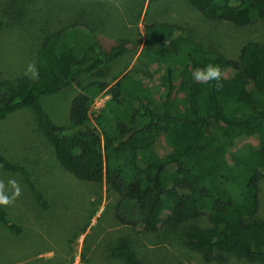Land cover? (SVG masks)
Masks as SVG:
<instances>
[{
	"label": "trees",
	"instance_id": "obj_1",
	"mask_svg": "<svg viewBox=\"0 0 264 264\" xmlns=\"http://www.w3.org/2000/svg\"><path fill=\"white\" fill-rule=\"evenodd\" d=\"M187 1L208 20L264 18V0ZM142 41L139 74L128 71L109 82L111 65L130 50L127 38L104 39L92 25L77 23L48 32L36 50L35 78L0 77V120L33 111L55 170L88 183L105 182L120 199L132 202L134 223L144 230L181 229L182 243L206 263L234 258L264 264V219L259 217L264 35L243 43L230 58L183 24L149 19ZM206 64L221 68L219 82L195 79ZM73 86L80 90L70 101L69 123L56 124L40 99ZM178 88L186 90L182 109L174 103ZM105 89L108 103L92 113L95 96ZM250 137H256L257 146H243ZM161 139L170 151L156 150ZM0 170L16 175L38 207H50L31 169L10 160L1 145ZM236 180H242L239 187ZM9 207L0 202V223L19 233L21 228L8 222ZM119 211L116 216L124 221ZM110 254L126 264H144L125 235Z\"/></svg>",
	"mask_w": 264,
	"mask_h": 264
},
{
	"label": "rangeland",
	"instance_id": "obj_2",
	"mask_svg": "<svg viewBox=\"0 0 264 264\" xmlns=\"http://www.w3.org/2000/svg\"><path fill=\"white\" fill-rule=\"evenodd\" d=\"M149 19L183 24L230 58L237 56L243 43L259 41L264 35V18L249 23L242 16L237 22L208 20L187 0H0V77L32 74L28 67L34 66L41 38L69 23L92 25L104 39L129 40L128 53L111 65L109 82L128 71L139 74L143 25ZM79 88L40 99L56 124L69 123L70 101ZM149 94L144 97L148 102ZM109 99L107 89L98 93L91 112ZM174 103L178 109L186 107L185 89L176 90ZM256 141V137L246 138L243 146H257ZM0 145L10 160L31 169L50 204L48 209L38 207L16 175L0 170V199L10 205L8 222L21 228L16 233L0 223V264H126L110 254L123 235L144 264H217L204 262L187 248L181 229L151 232L134 223L132 202L120 199L105 182L88 183L55 170L56 160L33 111L20 110L0 120ZM156 150L168 152L171 147L161 139ZM235 184L239 187L242 180ZM259 199V217L264 219V177L259 179ZM116 209L124 221L118 219ZM224 264L260 263L230 258Z\"/></svg>",
	"mask_w": 264,
	"mask_h": 264
},
{
	"label": "clouds",
	"instance_id": "obj_3",
	"mask_svg": "<svg viewBox=\"0 0 264 264\" xmlns=\"http://www.w3.org/2000/svg\"><path fill=\"white\" fill-rule=\"evenodd\" d=\"M28 71L32 73L33 78L37 76V72L33 65H29ZM196 80L200 81H215L219 82L222 77V70L218 65L206 64L201 71H197L194 74ZM0 202L6 203V200L0 199Z\"/></svg>",
	"mask_w": 264,
	"mask_h": 264
}]
</instances>
